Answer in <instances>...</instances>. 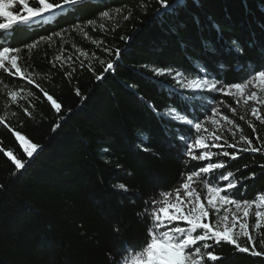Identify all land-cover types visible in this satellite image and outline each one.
Here are the masks:
<instances>
[{
    "label": "trees",
    "instance_id": "obj_1",
    "mask_svg": "<svg viewBox=\"0 0 264 264\" xmlns=\"http://www.w3.org/2000/svg\"><path fill=\"white\" fill-rule=\"evenodd\" d=\"M143 2L147 4V14H142L141 0H85L73 13L59 17L43 29H14L12 46L32 43L61 29L70 31L65 34V42L57 38L50 44L38 45L30 59L27 51L22 53V65L28 66L36 83L61 104L59 113L35 85L0 71V79L10 88L24 87L35 94L31 104L22 102L31 112L29 116L10 103L6 95L9 88L0 83V114L7 116L10 126L0 124V184L4 186L0 189V264H113V258L119 259L126 246H139L145 240L149 221L138 215L145 201L161 190L178 186L183 172L207 164L208 161L185 164L184 145L177 135H190V128L165 118L163 113L169 106L178 110L186 106L161 91L153 82L152 72L142 65L191 71L189 58H193L225 83L239 82L243 76L234 71L237 61L242 65L251 62L257 70L264 68V0H200L199 6L188 0L187 9L181 10L178 17L167 18L163 25L153 21L160 7L157 0ZM116 8H124V14L130 8L133 14L127 21L122 15L115 22L105 21L106 32L86 27L85 36L71 30L77 22L96 19L99 23L102 11ZM194 16L200 18V25L195 23ZM208 17L220 25L219 33L211 27ZM181 22L183 28L179 27ZM114 23L120 25L115 30ZM172 26L177 27L176 32L171 31ZM121 36L130 39L126 43ZM93 39L102 44L97 47L91 42ZM233 40L243 48V55L232 50ZM203 41H210L215 51L205 48ZM105 48L121 49L114 71L107 73L103 72L106 63L100 61L114 60L115 56ZM81 51L90 58L94 54L95 58L80 56ZM57 55L72 57L70 63L75 72L71 79L65 75L71 70L68 65L61 68V62L55 61L53 66ZM221 63L224 68L218 67ZM101 74L103 78L97 80L96 76ZM158 79L172 83L168 77ZM215 95L208 94L209 99ZM219 99L237 108L232 113L222 106L221 112L239 125L243 135L252 139L254 145L264 142V124L237 106L231 97ZM144 101L154 104L161 115ZM207 114L200 111V118ZM249 120L255 125V132ZM206 127L211 130L212 126L208 123ZM230 127L225 125L218 131L224 148H212L213 152L237 151L225 144L237 142L241 135L233 128L234 138ZM15 131L42 148L27 158ZM144 148L149 151H143ZM6 151L27 161L25 168L15 175V166ZM219 161L225 162L226 169L214 170L209 178L232 171L240 181L232 190L235 198L251 199L264 192V153L240 152L234 160L213 157L212 162ZM251 173H255V178H247ZM119 184H124L128 191L116 187ZM249 223L254 224V218L250 217ZM252 234L256 236V250L264 252L262 236L255 231ZM240 243L247 242L242 238ZM208 250L222 257L214 264H264V256L241 253L225 242L213 244Z\"/></svg>",
    "mask_w": 264,
    "mask_h": 264
},
{
    "label": "snow or ice",
    "instance_id": "obj_2",
    "mask_svg": "<svg viewBox=\"0 0 264 264\" xmlns=\"http://www.w3.org/2000/svg\"><path fill=\"white\" fill-rule=\"evenodd\" d=\"M84 2L85 0H0V71L21 78L30 85H35L57 113L61 111V104L36 83L34 73L29 70V67L22 65V61L25 60L22 53L27 51L30 59L32 50L41 43L50 44L57 38L65 42V34L70 30L65 28L51 32L23 46H12V37L15 35L14 29L17 26H24L30 31H38L49 23H54L59 17L73 13L75 8ZM157 3L160 7L156 9L153 21L161 25L166 23L169 17H178L181 10L188 7V0H171V3L170 0H157ZM194 3L199 6L200 0H194ZM140 8L142 14H147V4L143 0H141ZM124 12V8H116L113 11L104 10L99 14V23L96 19L87 20L83 24L77 22L71 26V30L83 32L85 36H88L85 31L86 27L93 29L98 27L106 32L108 26L105 21L115 22L121 15L124 21L131 18L132 9L129 8L127 14ZM193 19L197 25H200L201 21L198 16H194ZM208 20L211 22V27L219 33L220 25L211 17H208ZM119 26V23H114L113 30ZM179 27L183 28L184 24L181 22ZM171 31L176 32L177 27L172 26ZM120 38L126 43L130 39L127 36ZM91 42L97 47L102 44V41L95 39ZM203 44L205 48L215 51L210 41H203ZM232 45L234 46L232 50L243 55V48L237 41L233 40ZM181 47H184L183 43ZM104 50L109 55L114 52L115 59L107 62L100 61L101 64L106 63L103 72L114 71V64L121 56V49L105 48ZM79 55L89 60L95 58L94 54L90 58L89 54L84 51H81ZM189 59L192 64L191 71L180 70L172 66L142 65L141 67L152 72L153 82L161 91L170 98H177L181 104L186 106L183 110L169 106L163 113L165 118L190 128V135L185 136L179 132L177 135V139L184 145V155L187 158L185 164L187 165L190 161L208 162L205 166L183 172L178 186L172 190H161L153 198L145 201L144 209L138 213L142 217H147L149 221L145 240L139 246H126L119 259L113 258V264H206V261L214 264L222 257L208 249L212 248L213 244L219 245L221 242L235 246L236 250L241 253H250L255 257L264 256V252L256 250V236L252 234V231H255L256 235L262 236L260 244L264 246V233L261 232V229H264V192L257 193L251 199L235 198L232 190L237 188L240 181L235 178L232 171L209 178V174L214 170L226 169L224 161L212 162L213 157L223 156L234 160L240 152L264 153V142L254 145L252 139L243 135L239 125L221 112L222 106L230 108L232 113H236L237 108L226 105L223 100L219 99L220 96L231 97L237 106L243 107L252 118L264 124V111H262L264 109V68L257 70L251 62L242 65L237 61L234 71L243 73V76L239 82L225 83L223 79H217L203 62L193 58ZM55 61L61 62V68L68 65L71 70L65 75L71 79L72 73L75 72V68L70 63L72 57L55 56L52 62L54 67L56 66ZM80 65L84 67L83 61H80ZM88 67L92 70L91 63ZM218 67L224 68L225 65L221 63ZM160 77H168L172 83L158 79ZM102 78L103 74L96 76L97 80ZM0 83H3L5 88H9L6 95L10 103L16 104L31 116V112L24 107L22 102L31 104L35 97L34 92L24 87L12 89L2 79ZM76 93L80 94L78 89ZM208 94L216 95L209 99ZM140 99L144 100L143 97ZM212 100H215V103H212ZM144 102L158 116L161 115L154 104ZM200 111L208 113L204 119L200 118ZM12 115L15 116L16 113L13 112ZM244 118L243 115L240 116L241 120ZM7 119V116L0 114V124L10 128ZM208 123L212 126L211 130L206 127ZM248 124L255 132V125L251 120ZM225 125L231 126L229 131L234 138L236 131L232 129L241 131L237 142L227 143L225 141L227 148L237 151L213 152L212 148H224V145L220 143L222 136L217 133ZM56 127H59V124ZM14 136L29 159L42 148L41 145L27 139L19 131H15ZM260 139L259 136L256 137L257 141ZM142 150L149 151L147 148ZM197 152L199 154H196ZM5 155L15 166L16 171L13 175L25 168L26 160L17 158L12 151H6ZM247 178H255V173H251ZM222 181L226 182L223 186L220 183ZM3 187L0 184V189ZM116 187L125 192L128 191L124 184ZM250 217L254 218L252 225L249 223ZM242 238L247 242L245 245L240 243ZM209 241L213 243L210 244Z\"/></svg>",
    "mask_w": 264,
    "mask_h": 264
},
{
    "label": "rangeland",
    "instance_id": "obj_3",
    "mask_svg": "<svg viewBox=\"0 0 264 264\" xmlns=\"http://www.w3.org/2000/svg\"><path fill=\"white\" fill-rule=\"evenodd\" d=\"M223 212V210H221Z\"/></svg>",
    "mask_w": 264,
    "mask_h": 264
}]
</instances>
